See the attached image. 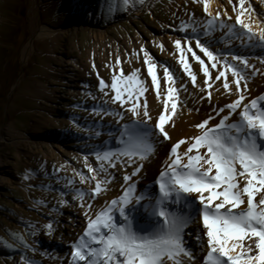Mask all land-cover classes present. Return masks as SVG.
Wrapping results in <instances>:
<instances>
[{
  "label": "rangeland",
  "instance_id": "1",
  "mask_svg": "<svg viewBox=\"0 0 264 264\" xmlns=\"http://www.w3.org/2000/svg\"><path fill=\"white\" fill-rule=\"evenodd\" d=\"M218 2L220 19L235 25L239 0ZM36 5L37 17L33 0H0V264H70L71 245L87 227V204L92 205L89 214L94 216L122 195L123 176L133 168L105 164L106 172H100L101 164L96 159L97 151L122 148L119 130L136 119L126 111L130 105L121 108L105 103L111 93L105 96L99 90V80L110 85L114 70L119 74L122 69L125 75L138 70L148 88L138 103L147 102L149 128L164 112L169 86L164 80L165 66L174 74L173 87L180 89L177 111L166 124L170 139L163 140L157 131L152 137L154 155L143 161V170L132 177L138 189L146 183V168L155 169L157 178L172 145L199 135L196 125L209 116L215 117L209 126L216 124L227 113L226 105L237 99L231 74L229 94L222 87L223 81L215 80L217 70L195 49L196 35L222 58L226 55L231 62V55L237 54L255 66L247 69V104L264 95V64L260 62L264 47L255 42L249 46L246 39L242 42L226 36L227 29L218 27L203 35L211 17L205 14L202 3L128 0L124 5L123 0H36ZM222 8L231 14L230 20L224 18ZM245 9L264 18V0H245ZM189 37H193V49L209 67L211 88L191 54L187 60L196 75V86L179 62L174 42L180 39L184 44ZM141 49L157 66L159 98ZM94 108L119 112L124 119L105 111L97 114ZM219 108H225V113L217 116L215 109ZM238 117L239 110L229 122H236ZM186 147L182 145L180 151ZM85 160L97 169V181H110L94 198L90 193L97 181L81 183L77 175H93L88 173ZM78 191L85 193L83 208L76 198ZM49 223L53 226L51 234L46 227ZM187 239L196 243L194 237ZM207 251L196 249L198 264Z\"/></svg>",
  "mask_w": 264,
  "mask_h": 264
},
{
  "label": "snow or ice",
  "instance_id": "2",
  "mask_svg": "<svg viewBox=\"0 0 264 264\" xmlns=\"http://www.w3.org/2000/svg\"><path fill=\"white\" fill-rule=\"evenodd\" d=\"M123 3L127 5L128 0H123ZM193 3H202L205 14L211 17L203 35L211 34L218 27L227 29L226 36L242 42L246 39L249 46L255 42L264 47V21L252 20L253 10L245 9V0H239L235 25L225 24L219 12L213 15L211 0H193ZM112 10L110 7L109 11ZM233 10H236L235 5ZM254 25L258 31H254ZM192 31L196 33V28L193 27ZM194 38L195 49L207 58L212 69L217 70L215 80H222V87L229 94H232L228 81V74H231L237 99L226 105L227 113L222 116L220 114L225 113V108L215 109L216 115L220 116L216 124L209 126L215 119L209 116L196 125L199 135L172 145L159 176L152 185L138 191L137 182H131L132 177L138 176L144 168L142 162L154 155L156 148L152 137L157 131L163 140L170 139L166 124L177 111L180 89L173 87L174 74L165 66L164 80L169 86L164 98V112L155 126L149 128L147 122L151 117L147 102L138 103L148 88L139 78L138 70L129 75H125L122 69L119 74L114 70L110 85L100 79L99 90L105 96L111 93L110 101L105 103L118 104L121 108L130 105L126 111L136 119L119 130L118 142L122 148L96 152V159L101 164L99 171L106 172L105 164L111 167L119 164L120 167H131L133 171L123 176L125 187L122 195L94 216L89 214L92 205L87 204L84 213L87 227L78 241L71 245L70 264H198L196 249L205 247L208 251L201 264H264V95L244 104L248 90L247 69L255 66L249 65L247 57L237 54L231 55L230 62L226 55L222 58L214 53L210 43L203 42L200 35ZM192 39L189 37L184 44L180 39L175 40L179 62L196 86V75L187 60L191 54V59L201 67L205 84L211 88L209 67L193 49ZM141 51L144 52L152 87L159 98L157 66L146 51ZM260 62L264 64V58ZM116 63L119 65L121 62L117 59ZM105 89H110V92ZM208 98L211 99V93ZM141 109L143 119H140ZM238 110L237 121L230 123ZM93 111L97 114L105 111L107 115L124 119L119 112L102 108H94ZM182 145L187 147L180 151ZM85 166L93 175L89 177L78 172L81 183L97 181V169L87 160ZM107 183L110 181H97L90 196L94 198L105 191L103 185ZM154 187L157 191H153ZM84 195L78 191L76 196L82 208L85 207ZM193 195L196 199H189ZM257 196H260L259 200ZM117 212L119 219L115 215ZM194 224L202 227L193 228ZM46 227L51 234L52 224ZM189 237H194L196 243H189ZM248 240L251 243H246Z\"/></svg>",
  "mask_w": 264,
  "mask_h": 264
},
{
  "label": "bare ground",
  "instance_id": "3",
  "mask_svg": "<svg viewBox=\"0 0 264 264\" xmlns=\"http://www.w3.org/2000/svg\"><path fill=\"white\" fill-rule=\"evenodd\" d=\"M219 8H220V4H219L218 0H211L210 10L212 11L213 15H215V14L218 12ZM33 10H35V16L37 17L38 14H37V12H36V10H37L36 0H33ZM222 12H223V15H224L225 12L227 13V15H224V18L229 19V17H231V14H230L228 11H226V9H223V8H222ZM257 19H259L260 21H264V18L257 17L255 13H252V20L255 22ZM229 20H230V19H229ZM258 30H259V29L256 28L255 25H254V31H258ZM262 68H263V67H262ZM263 69H264V68H263ZM244 102H245V101H244ZM245 104H247V103L245 102ZM145 172H146V175L144 176V179L146 180V183L142 184V185H144V187L141 186V188H139V189H138V187H139V186H138V187H137V190H138V191L141 190V189H143V188H145V187L148 186V185H152L153 182H154L155 179H156V176H157V173H156V172H157V171H156L155 169L146 168ZM153 191H157V189L154 187V188H153ZM193 197H194V195L191 196V197H189V199H193ZM115 215H116V218L119 219L118 212L115 213ZM192 227H193V228H195V227H202V225H196V224H195V225H193ZM190 230H191V229H189V231H190ZM192 239H193V237H192ZM205 248H206V247H205ZM205 248H204V249H205ZM198 250H199V248H198ZM205 255H206V254H205ZM203 257H204V255L201 257L202 260H203Z\"/></svg>",
  "mask_w": 264,
  "mask_h": 264
}]
</instances>
